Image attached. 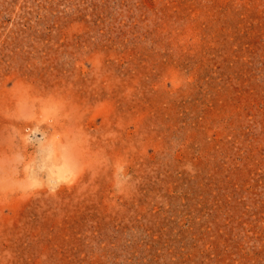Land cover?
<instances>
[{
	"label": "rangeland",
	"instance_id": "1",
	"mask_svg": "<svg viewBox=\"0 0 264 264\" xmlns=\"http://www.w3.org/2000/svg\"><path fill=\"white\" fill-rule=\"evenodd\" d=\"M0 264H264V0H0Z\"/></svg>",
	"mask_w": 264,
	"mask_h": 264
}]
</instances>
